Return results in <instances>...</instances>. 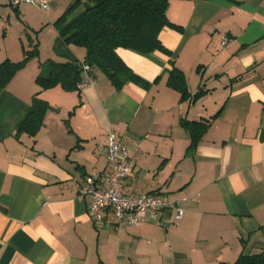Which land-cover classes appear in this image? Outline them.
<instances>
[{
  "label": "crops",
  "instance_id": "1",
  "mask_svg": "<svg viewBox=\"0 0 264 264\" xmlns=\"http://www.w3.org/2000/svg\"><path fill=\"white\" fill-rule=\"evenodd\" d=\"M8 1L0 63L36 54L0 89V264H232L264 252V0H170L166 15L181 29L160 30L165 51L116 49L141 82L117 89L90 69L94 83L73 90L35 79L49 61L82 64L85 50L55 22L84 0H50L46 12ZM173 67L186 98L168 84ZM36 93L48 104L43 125L17 134ZM183 120L207 124L194 146ZM108 132L130 151L123 190L166 197L180 219L167 207L163 226L115 229L107 211L92 223L79 190L109 171Z\"/></svg>",
  "mask_w": 264,
  "mask_h": 264
},
{
  "label": "trees",
  "instance_id": "2",
  "mask_svg": "<svg viewBox=\"0 0 264 264\" xmlns=\"http://www.w3.org/2000/svg\"><path fill=\"white\" fill-rule=\"evenodd\" d=\"M170 0H84L72 4L55 22L59 35L64 42L72 46H80L85 50L82 64L76 67L67 61H49L47 74L39 73L35 79L41 89L60 84L73 90L81 81L80 70L86 64L92 70L106 75L112 85L119 89L128 81L141 82L140 79L124 64L116 53L117 48H131L142 52L163 50L158 39L163 27L180 30L181 27L172 23L166 10ZM9 4V1H8ZM78 5L81 8L71 16ZM70 15V16H69ZM36 54L35 46L23 51L19 61L5 59L0 63V89L3 88L14 74L26 65ZM42 65V64H41ZM168 84L186 98L183 73L173 67ZM77 88V87H76ZM199 94V93H198ZM48 104L34 94L32 102L16 126V132H25L34 136L43 125V118ZM191 136L190 146L200 140L206 123L183 120ZM232 264H264V252H241Z\"/></svg>",
  "mask_w": 264,
  "mask_h": 264
},
{
  "label": "built area",
  "instance_id": "3",
  "mask_svg": "<svg viewBox=\"0 0 264 264\" xmlns=\"http://www.w3.org/2000/svg\"><path fill=\"white\" fill-rule=\"evenodd\" d=\"M49 1L9 0V5L24 3L46 12L49 9ZM229 41L230 39L224 36L222 45L227 46ZM82 68L85 71V79L77 83V88L81 89L94 83L87 76L90 67L84 64ZM106 160L110 166L109 171L88 175L79 190L81 197L88 198L87 213L93 224L102 220L105 211L112 214L115 229L134 227L146 222L163 226L161 212L167 207L175 209L176 219L182 217L178 204L164 196L154 193L132 194L123 190V181L131 170L130 151L113 132L107 134Z\"/></svg>",
  "mask_w": 264,
  "mask_h": 264
},
{
  "label": "rangeland",
  "instance_id": "4",
  "mask_svg": "<svg viewBox=\"0 0 264 264\" xmlns=\"http://www.w3.org/2000/svg\"><path fill=\"white\" fill-rule=\"evenodd\" d=\"M73 15H74V13L71 14V16H73ZM11 24L14 27L18 26V28H19V20L18 19H11Z\"/></svg>",
  "mask_w": 264,
  "mask_h": 264
},
{
  "label": "water",
  "instance_id": "5",
  "mask_svg": "<svg viewBox=\"0 0 264 264\" xmlns=\"http://www.w3.org/2000/svg\"><path fill=\"white\" fill-rule=\"evenodd\" d=\"M76 67H79L78 64H75Z\"/></svg>",
  "mask_w": 264,
  "mask_h": 264
}]
</instances>
